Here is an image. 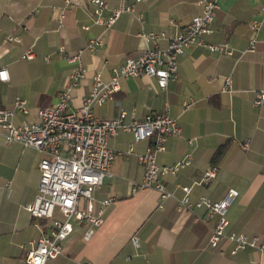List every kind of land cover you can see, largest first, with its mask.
I'll return each instance as SVG.
<instances>
[{"label": "crops", "instance_id": "1", "mask_svg": "<svg viewBox=\"0 0 264 264\" xmlns=\"http://www.w3.org/2000/svg\"><path fill=\"white\" fill-rule=\"evenodd\" d=\"M69 1L0 0V67L8 74L7 81H0V108L12 107L17 96L28 104L27 113L12 116L15 124L37 122L38 109L57 103L79 62L86 72L71 88L68 109L72 110L89 94L95 74L108 81L112 67L146 46L132 14L121 13L105 30L93 22L90 0ZM104 1L108 9L118 4V0ZM263 3L218 0L213 31L204 38L208 43L227 42L234 50L232 55L192 46L178 58L177 77L169 80L166 90H160L151 76L121 78L119 91L93 107L98 118H112L121 109L126 119L142 120L148 112L167 105L180 132L167 138L157 163L173 164L191 153V164L176 175L163 177L173 197L161 201L154 189L133 188L143 175L136 154L149 140L135 141L127 131L111 136L108 147L115 156L110 175L94 192L96 208L100 200L113 198L104 209L102 224L85 241V225L74 223L61 254L45 264H264V254L256 249L232 255L233 243L227 240L210 247L215 219L204 221L203 208L175 211L182 195L180 185L190 186L192 201L200 196L216 201L234 188L238 195L227 208L225 231L257 236L264 243V105L255 107L251 101L255 92L264 89V18L254 50L247 51L249 24L259 17ZM134 9L142 16V30L167 33H176L201 11L195 0H145ZM8 34L17 35L19 41L6 42ZM94 37L101 38L102 45L86 50ZM166 44L164 39L158 42L160 48ZM28 48L32 58H21ZM76 51H81L79 60L65 58ZM227 77L230 92L222 91ZM184 101L190 105L184 108ZM188 139L193 143L188 144ZM244 141H248L247 148L242 147ZM129 147L132 153L126 157L118 153ZM219 147L222 152L214 157ZM41 156L18 142L5 143L0 131V264H26L30 242L50 223L32 217L24 208L37 191ZM209 168L215 170L214 177L197 184Z\"/></svg>", "mask_w": 264, "mask_h": 264}, {"label": "built area", "instance_id": "2", "mask_svg": "<svg viewBox=\"0 0 264 264\" xmlns=\"http://www.w3.org/2000/svg\"><path fill=\"white\" fill-rule=\"evenodd\" d=\"M143 1L145 0H118L115 7L108 9L104 0H90L93 22L105 30L113 26L121 13L132 14L141 26L138 35L146 46L135 57H127L122 63L112 67L108 81L101 80L100 75L95 74L91 90L77 110L68 108L71 88L85 76L86 68L81 62L70 73L67 85L59 93L57 103L38 109L37 122L15 124L12 121V116L16 113L28 111L27 101L23 97H15L10 108H0V131L3 132L5 143L18 142L23 148L31 147L42 155L38 162L39 184L36 194L33 201L25 204L24 208L32 217L49 219L50 223L45 230H41L37 240L30 242L31 247L24 257L26 264H45L46 261L57 258L62 252V243L73 230L74 223L85 225V241L89 240L102 224L104 209L111 204L113 198L100 200V206L96 208L94 192L103 179L110 175L109 167L115 152L108 147V139L117 132H131L135 141L149 140L144 150L136 154L143 175L141 180L133 185L135 190L154 189L161 201L173 197V193L165 188L163 177L176 175L179 170L191 164V153L185 154L173 164L157 163V154L165 150L167 138L180 132V127L171 116L167 105L161 111L148 112L142 120L134 117L126 119V113L121 109L112 118H98L93 114V107L103 105L119 91L121 78L151 76L156 79L160 90H166L169 80L177 77L178 58L192 46H203L209 52H221L227 56L234 52L227 42L208 43L204 38L213 31L212 22L215 19L218 0H195L201 7L200 13L193 16L176 33L142 30V16L135 12L134 6ZM106 9L108 13L102 14ZM258 13L259 17L252 19L249 24L247 51H253L257 42L264 18V3ZM163 39L167 44L165 48H160L158 42ZM4 40L18 42L19 37L8 34ZM101 40L99 37L89 39L85 49L94 51L102 45ZM80 52L67 53L65 58L68 61L79 60ZM32 56L33 51L28 48L21 58L30 59ZM7 80V70L0 67V81ZM231 90V79L227 77L224 79L222 91ZM251 101L255 107L264 105V89L255 92ZM182 105L185 108L190 104L184 101ZM192 143L193 139H188V144ZM247 146L248 141H244L242 147ZM118 153L126 157L132 153V148ZM214 175L215 170L209 168L196 183L201 184ZM179 189L182 195L176 201L175 211L203 208L204 221L215 219L208 239L210 247L216 248L221 241L227 240L233 243L230 251L232 255L246 248L256 249L264 254V243L257 236L225 231L227 208L238 195L236 189L229 188L225 195L216 201L205 196L192 201L189 197L190 186L180 185ZM161 207L160 203L159 208ZM133 240L136 244V236H133Z\"/></svg>", "mask_w": 264, "mask_h": 264}, {"label": "trees", "instance_id": "3", "mask_svg": "<svg viewBox=\"0 0 264 264\" xmlns=\"http://www.w3.org/2000/svg\"><path fill=\"white\" fill-rule=\"evenodd\" d=\"M222 150V148L221 147H219L216 151H215V153H214V157H217V155H220L221 154V151Z\"/></svg>", "mask_w": 264, "mask_h": 264}]
</instances>
